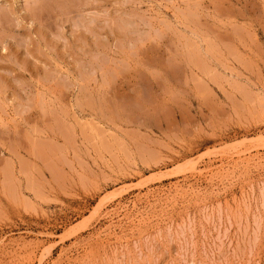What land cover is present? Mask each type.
Here are the masks:
<instances>
[{
  "label": "rangeland",
  "instance_id": "1",
  "mask_svg": "<svg viewBox=\"0 0 264 264\" xmlns=\"http://www.w3.org/2000/svg\"><path fill=\"white\" fill-rule=\"evenodd\" d=\"M0 264H264V0H0Z\"/></svg>",
  "mask_w": 264,
  "mask_h": 264
}]
</instances>
